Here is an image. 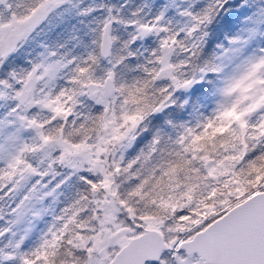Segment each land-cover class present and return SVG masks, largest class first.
Returning a JSON list of instances; mask_svg holds the SVG:
<instances>
[{
	"label": "snow or ice",
	"instance_id": "obj_1",
	"mask_svg": "<svg viewBox=\"0 0 264 264\" xmlns=\"http://www.w3.org/2000/svg\"><path fill=\"white\" fill-rule=\"evenodd\" d=\"M0 264H264V0H0Z\"/></svg>",
	"mask_w": 264,
	"mask_h": 264
}]
</instances>
